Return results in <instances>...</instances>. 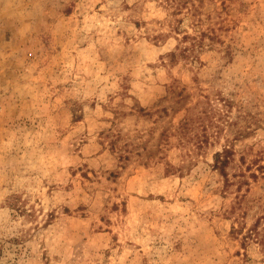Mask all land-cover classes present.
Returning <instances> with one entry per match:
<instances>
[{
    "label": "rangeland",
    "instance_id": "obj_1",
    "mask_svg": "<svg viewBox=\"0 0 264 264\" xmlns=\"http://www.w3.org/2000/svg\"><path fill=\"white\" fill-rule=\"evenodd\" d=\"M0 264H264V0H0Z\"/></svg>",
    "mask_w": 264,
    "mask_h": 264
},
{
    "label": "trees",
    "instance_id": "obj_2",
    "mask_svg": "<svg viewBox=\"0 0 264 264\" xmlns=\"http://www.w3.org/2000/svg\"><path fill=\"white\" fill-rule=\"evenodd\" d=\"M168 1H171V0H168ZM179 4H180V1H178L177 5H179ZM221 155H222V154H220V152L216 153V160H217V162H222V161H221V158H220Z\"/></svg>",
    "mask_w": 264,
    "mask_h": 264
}]
</instances>
